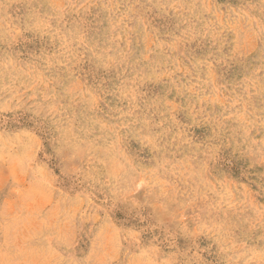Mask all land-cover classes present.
Listing matches in <instances>:
<instances>
[{"label":"rangeland","instance_id":"rangeland-1","mask_svg":"<svg viewBox=\"0 0 264 264\" xmlns=\"http://www.w3.org/2000/svg\"><path fill=\"white\" fill-rule=\"evenodd\" d=\"M0 264H264V0H0Z\"/></svg>","mask_w":264,"mask_h":264}]
</instances>
